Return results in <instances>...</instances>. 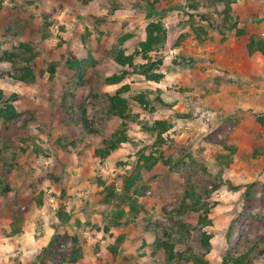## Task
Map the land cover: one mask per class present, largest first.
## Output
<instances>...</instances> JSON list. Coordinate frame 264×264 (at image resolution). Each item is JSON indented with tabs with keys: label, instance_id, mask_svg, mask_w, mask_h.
Here are the masks:
<instances>
[{
	"label": "rangeland",
	"instance_id": "obj_1",
	"mask_svg": "<svg viewBox=\"0 0 264 264\" xmlns=\"http://www.w3.org/2000/svg\"><path fill=\"white\" fill-rule=\"evenodd\" d=\"M150 1L155 8L151 17L138 11L137 6L150 9L144 0L1 1L0 88L17 94L18 116L7 122L0 119V170L10 166V191L0 192V264H5L2 250L16 258L23 254L14 235L27 227L31 250L48 264H74L67 259L73 247L83 252L82 260H77L81 264H119L123 258L139 264H175L164 251L153 253L156 236L173 242L176 250L192 248L211 261L247 252L244 264H264V140L256 120V115H264V58L260 52L242 54L244 36L209 28L207 21L191 15L187 0ZM200 9L220 22L221 5ZM232 15L237 27L264 38V0H236ZM151 19L161 20L167 30L166 48L156 55L163 62L164 77L155 82L131 74L119 84L103 83L114 73L109 55L116 43L114 33L135 23L143 36ZM198 25L208 28L207 34H200L201 41ZM21 41L36 46L32 83L15 79L8 61L7 52H15ZM82 47L90 50L96 63L77 73L67 62L71 52ZM52 62L56 76L50 80ZM122 84H129L125 95L131 107L137 104L133 96L141 93L155 106L154 112L137 109L138 121L172 122L157 150L178 159L175 166L162 162L151 170L140 166L137 150L148 145L154 151L156 146L155 137L138 123L128 130L130 139L107 158L94 154L118 123L106 117L105 103L93 96ZM81 105L87 107L90 125L99 130L69 152L75 128L68 112L82 116ZM219 165L221 179L205 172L204 168ZM98 175L120 195L132 178L127 193L140 207L137 216L127 213L128 198L101 203L107 192ZM189 178L198 193L210 191L211 223L198 226L191 213L182 216L191 225L180 229L174 216ZM230 182L239 189H230ZM61 208L66 221L57 214ZM118 209L126 213L123 225L110 226ZM203 232L210 236L209 247L202 244Z\"/></svg>",
	"mask_w": 264,
	"mask_h": 264
},
{
	"label": "trees",
	"instance_id": "obj_2",
	"mask_svg": "<svg viewBox=\"0 0 264 264\" xmlns=\"http://www.w3.org/2000/svg\"><path fill=\"white\" fill-rule=\"evenodd\" d=\"M2 0H0L1 3ZM146 5L150 7L149 10H143L141 7L137 6L140 13L146 12L147 17H151L154 8V2L150 0H144ZM236 0H187L188 6L194 11V14L200 18L202 21H207V25L211 29H216L220 34L224 35L226 31L231 32L234 36H244L245 39L240 44V52L244 55H252L256 52H260L264 58V38L262 36L256 35L254 33L248 32L245 28L237 27L236 22L232 18V4ZM221 5L219 14L221 16L220 22H214L211 17L202 12L201 7L217 6ZM165 11V10H163ZM163 13V12H162ZM195 25V24H194ZM193 25V26H194ZM203 25L196 26V31L198 40L201 41L202 38L200 34H207V27ZM138 25L135 23L129 24L126 30H117L113 37L115 39V44L111 47L109 55L111 64L110 69L114 71L110 76H106L103 83L106 85H115L122 82L128 75L138 74L142 75L145 79L151 81H159L164 77L161 71L162 60L156 55L159 51L166 48L167 41V30L164 23L161 20L151 19L149 20L143 28V36L138 32ZM189 33V32H188ZM15 52H7V56H10L8 61L11 63L15 73L13 77L18 81L24 83H32L36 79V72L34 70L35 58H36V46L32 42L21 41L14 47ZM133 50L132 52H128ZM228 52L231 49L228 48ZM71 58L67 62V67L70 70L81 73L87 67L94 66L96 63L95 58L91 54L90 50L86 47H82L80 51L71 52ZM12 56V58H11ZM185 59L179 63H184ZM179 65V64H176ZM49 79L53 80L56 76V63L52 62L48 66ZM129 90V84H122L114 91H107L101 94H96L93 98H101L105 103L106 107L104 113L107 118H114L118 127L108 136L101 140V143L95 148L94 154L100 159L107 158L112 151L121 146L124 142L130 139L128 130L133 127L134 124L141 125V129L151 136L155 137L154 151L149 148L148 145L137 150L136 155L140 166L146 170H151L158 162H162L164 165L173 167L179 161L174 159L170 155H165L163 152H158L159 148L165 141L163 138V133L169 130L173 124L167 118H157L153 122H141L138 121L137 109H142L148 112H154L155 106L152 105L151 100L145 94H138L133 96V101L136 102L135 107H131L129 102V97L125 93ZM17 94H7L5 90L0 88V119L7 122L18 116V111L14 105ZM159 100V98H157ZM94 103V100H92ZM80 112L82 116L69 115L72 118V124L75 128L72 130L73 137L68 147L69 152L74 151V146L79 147L81 142L86 139V135H92L98 132V127L94 124L90 125L88 122L87 107L85 105L80 106ZM256 120L260 124L261 137L264 139V115H256ZM65 147V146H64ZM258 153V150L255 151ZM4 170H0V187L3 186L0 192L10 191L8 185V177L10 176V166L5 164ZM205 172L208 174H214L217 179L222 178L223 168L219 165L217 168L212 170H207ZM98 183H100L102 189L107 192L102 198L104 204L110 203V198L121 199L128 198L130 202L129 212L134 216L140 212V207L138 203L133 201L134 198H130L128 191L133 181L132 178H128V183L124 188L123 195H120L115 191V187L112 184L106 183L101 175H98ZM101 177V178H100ZM230 189L238 190L239 185H234L231 182ZM250 186V184H248ZM218 186H214L213 189H217ZM137 191V190H136ZM139 191L136 192V194ZM204 194V195H203ZM203 194L198 193L194 187V183L191 178H189L188 186L184 192V198L180 202L177 208V216H174V221L179 225L180 229L186 228L187 225H191L186 222L184 215L195 214L196 225H208L211 223L209 216L210 205L207 199L210 195V191H204ZM249 194V190L245 193L241 199ZM116 218L111 220L110 226L120 227L123 225L122 218L125 216V212L122 209L114 211ZM58 216L63 219V221L68 220L67 215H65L63 208L58 210ZM133 223V221H132ZM109 226H105V230H108ZM16 230V229H15ZM13 232V231H12ZM16 232V231H14ZM209 234L203 232L202 234V244L209 247ZM156 253L162 250L166 253L168 260L175 264H244L247 256V252L240 253L238 256H225L221 260H208L203 254L195 253L192 248H188L186 251H180L175 249V244L171 241L164 240L160 236H156L152 243ZM39 255L37 254L36 257ZM83 252L80 248H75L71 250L70 254L67 256L69 262H75L82 258ZM119 264H139L133 262L128 258H123Z\"/></svg>",
	"mask_w": 264,
	"mask_h": 264
},
{
	"label": "crops",
	"instance_id": "obj_3",
	"mask_svg": "<svg viewBox=\"0 0 264 264\" xmlns=\"http://www.w3.org/2000/svg\"><path fill=\"white\" fill-rule=\"evenodd\" d=\"M229 57H233V56L231 55ZM229 57H228V59H229ZM251 93H253V90H251ZM254 96L255 95L251 94V97L253 99H255ZM241 102L242 101H240V103ZM245 103H249V102L245 101ZM22 232H23V234H22ZM28 232L29 231H28V227H27L26 228V232H24V229H22L20 232H17L14 235L15 237H17L16 241H19L21 243V246H22L21 249H24V252H22L23 254H20V256H18V258L14 257V256L12 257L10 255L11 253L10 254H5L4 250L1 251L2 252L1 257L5 261V264H13L14 263L13 260L14 261H18V259L22 260L23 262L20 261L18 263H14V264H48L49 263V262L47 263L46 260L40 261L41 257L40 256H38V257L35 256L36 251H34L33 249L31 250V248H33L32 244H31L32 237H31V234L28 233ZM9 236H11V234H9ZM15 237H12V238L10 237V238L14 239ZM6 244H7L6 245L7 247L11 246V244H9L8 241H7ZM37 253H40V252H37ZM9 257H12V258H9ZM82 258H83V256H82ZM82 258H81V260H82ZM76 262H78V261H76ZM76 262L74 264H77ZM78 264H81V262H78Z\"/></svg>",
	"mask_w": 264,
	"mask_h": 264
}]
</instances>
